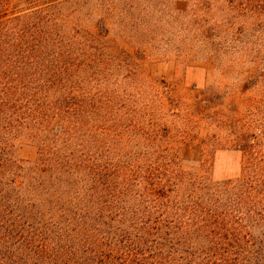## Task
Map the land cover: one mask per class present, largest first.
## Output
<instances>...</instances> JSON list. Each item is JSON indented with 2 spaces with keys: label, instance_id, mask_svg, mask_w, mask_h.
Listing matches in <instances>:
<instances>
[{
  "label": "trees",
  "instance_id": "trees-1",
  "mask_svg": "<svg viewBox=\"0 0 264 264\" xmlns=\"http://www.w3.org/2000/svg\"><path fill=\"white\" fill-rule=\"evenodd\" d=\"M54 3L0 0V264H264V177L215 182L181 159L199 136L207 152L221 130L229 140L232 114L176 109L142 52L111 43L104 20L67 31ZM180 3L205 53L264 88V0ZM137 6L155 8L124 2L127 39L143 31ZM27 144L38 157L23 162Z\"/></svg>",
  "mask_w": 264,
  "mask_h": 264
},
{
  "label": "rangeland",
  "instance_id": "rangeland-1",
  "mask_svg": "<svg viewBox=\"0 0 264 264\" xmlns=\"http://www.w3.org/2000/svg\"><path fill=\"white\" fill-rule=\"evenodd\" d=\"M126 0H41L56 8L60 18L69 30L98 31L97 24L104 20V28L108 30V40L123 48L126 53L142 52L143 59L136 61L141 74L154 81H165L176 89L177 108L197 106L202 100L214 102L221 106V111L233 116L232 132L228 140L225 132L220 133V140L210 151L202 145L199 136L189 145L184 146L181 159L186 168L202 169L215 182H248L264 177V88L251 84V75H240L235 68L237 63L219 59L213 51L205 53L204 40H200L202 32L188 34L182 26L184 17L180 12L184 6L180 0H151L155 8L145 13L137 6L135 16L137 25L143 27L142 34L133 33V39H127L125 25ZM153 4V3H151ZM116 5L114 11L109 9ZM158 5V7H157ZM166 7H163V6ZM104 7V8H103ZM103 8V9H102ZM175 14L173 19L168 12ZM144 15L150 16V29L145 34ZM154 15V16H153ZM177 19V22L174 21ZM87 28V29H85ZM140 30V29H139ZM191 36V39H190ZM130 38V37H129ZM127 39V40H126ZM145 40L146 43H142ZM193 42L191 43L190 42ZM190 42V43H189ZM147 44V47H145ZM191 44V45H190ZM194 46L197 55L190 53L189 47ZM232 60V59H230ZM251 80V81H250ZM248 82V87L244 85ZM198 100V101H197ZM198 110L199 108H194ZM250 137L259 146L254 154L245 152V142ZM38 150L29 144L23 145L17 155L23 162L34 161ZM204 163V165H202Z\"/></svg>",
  "mask_w": 264,
  "mask_h": 264
}]
</instances>
